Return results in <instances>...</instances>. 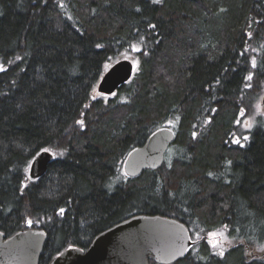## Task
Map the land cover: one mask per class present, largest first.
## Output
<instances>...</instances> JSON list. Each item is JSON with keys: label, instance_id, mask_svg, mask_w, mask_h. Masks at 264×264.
Returning a JSON list of instances; mask_svg holds the SVG:
<instances>
[{"label": "trees", "instance_id": "obj_1", "mask_svg": "<svg viewBox=\"0 0 264 264\" xmlns=\"http://www.w3.org/2000/svg\"><path fill=\"white\" fill-rule=\"evenodd\" d=\"M118 59L132 78L98 94ZM263 93L264 0H0V232L44 231L49 264L160 216L193 243L173 264H264ZM161 129L162 167L124 176ZM42 151L53 160L31 181ZM216 230L233 242L222 255Z\"/></svg>", "mask_w": 264, "mask_h": 264}, {"label": "water", "instance_id": "obj_2", "mask_svg": "<svg viewBox=\"0 0 264 264\" xmlns=\"http://www.w3.org/2000/svg\"><path fill=\"white\" fill-rule=\"evenodd\" d=\"M130 59H118L105 71L97 85L100 95H113L133 76ZM264 114V93L260 100ZM174 141L170 129L153 133L127 156L123 170L135 178L146 170H158ZM53 160L48 151L37 154L29 166L31 181L41 178ZM47 235L42 230L25 229L4 238L0 232V264H39ZM187 228L180 222L160 216H134L125 219L93 238L83 250L67 248L49 264H173L183 259L192 246Z\"/></svg>", "mask_w": 264, "mask_h": 264}, {"label": "rangeland", "instance_id": "obj_3", "mask_svg": "<svg viewBox=\"0 0 264 264\" xmlns=\"http://www.w3.org/2000/svg\"><path fill=\"white\" fill-rule=\"evenodd\" d=\"M112 64L113 63L109 66ZM205 239L213 251L218 255H222L226 249L233 245V242L226 236L224 230L212 231L211 233H208Z\"/></svg>", "mask_w": 264, "mask_h": 264}, {"label": "flooded vegetation", "instance_id": "obj_4", "mask_svg": "<svg viewBox=\"0 0 264 264\" xmlns=\"http://www.w3.org/2000/svg\"><path fill=\"white\" fill-rule=\"evenodd\" d=\"M262 253L260 254V255H253L254 257L256 256V257H260L261 259H263L264 260V251H261Z\"/></svg>", "mask_w": 264, "mask_h": 264}, {"label": "bare ground", "instance_id": "obj_5", "mask_svg": "<svg viewBox=\"0 0 264 264\" xmlns=\"http://www.w3.org/2000/svg\"><path fill=\"white\" fill-rule=\"evenodd\" d=\"M126 158H127V157H126ZM126 158H125V160H126ZM125 160H124V162H125ZM124 162H123V164H122V171H123L124 176H126L125 173H124V170H123ZM126 177H127V178H131V177H128V176H126Z\"/></svg>", "mask_w": 264, "mask_h": 264}, {"label": "snow or ice", "instance_id": "obj_6", "mask_svg": "<svg viewBox=\"0 0 264 264\" xmlns=\"http://www.w3.org/2000/svg\"><path fill=\"white\" fill-rule=\"evenodd\" d=\"M154 2H158V0H154ZM253 64H255V62H253ZM244 139H247V137H244ZM61 211H63V210H61Z\"/></svg>", "mask_w": 264, "mask_h": 264}]
</instances>
